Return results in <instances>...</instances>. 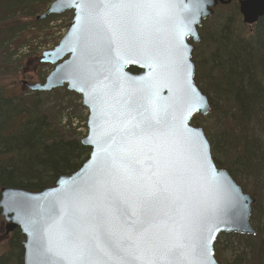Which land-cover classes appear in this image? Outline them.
Listing matches in <instances>:
<instances>
[{
  "label": "snow or ice",
  "instance_id": "1",
  "mask_svg": "<svg viewBox=\"0 0 264 264\" xmlns=\"http://www.w3.org/2000/svg\"><path fill=\"white\" fill-rule=\"evenodd\" d=\"M81 13L109 35L129 37L151 70L166 75L169 65L160 59L156 26L171 25L174 42L191 31V21L178 17L177 0H82ZM158 31V28H157ZM146 37L138 40L140 33ZM178 55L179 50H177ZM112 59L119 64V52ZM179 91L192 94L186 64ZM93 90L119 89V81L101 79ZM158 89L149 84L138 99L129 98L125 118L108 123L95 172L82 184L67 190L53 203L49 220L38 226L37 254L42 264H210L209 241L216 230L211 204L189 208L182 198L185 171L166 146H194L201 170L207 168L205 144L184 123L191 107L177 108L157 101ZM178 120V123H177ZM158 150L160 159L141 161L139 155Z\"/></svg>",
  "mask_w": 264,
  "mask_h": 264
},
{
  "label": "water",
  "instance_id": "2",
  "mask_svg": "<svg viewBox=\"0 0 264 264\" xmlns=\"http://www.w3.org/2000/svg\"><path fill=\"white\" fill-rule=\"evenodd\" d=\"M233 0H177L179 8L177 15L185 21H191V31L181 36L178 42L172 40L171 25L156 26L159 42L160 59L169 65L166 75L159 71L150 77L151 70L146 66V60L139 51L129 46V37L118 33L111 43L109 54V35L97 27L88 17L81 13L79 5L82 0H57L48 12L39 17L45 20L51 16H59L66 12H74V19L66 36L53 50L42 55L40 64L54 66V71L46 79L45 84L29 85L23 83L25 89L31 92L46 93L66 87L70 93L82 97L83 105L89 110V133L82 144L91 149L88 161L80 170L70 176L59 178L55 184L42 192H29L23 189L3 188L0 192V210L5 220V236L19 230L24 248V264H42L44 257L37 254L39 237L38 226L42 227L49 220V212L53 203L59 208V201L63 194L82 184L95 172L102 153L98 144L103 143L108 123L115 124L114 116L126 112V101L138 99L139 91L152 84L158 89L157 101L161 105H172L177 108V117L183 109L191 107L192 111L184 121L187 128L205 144L204 155L207 157V168L201 170L194 153L183 144L167 145L166 149L180 161L185 171V183L182 198L186 206L193 208L211 204L214 209L213 225L216 230L209 241L210 264H221L216 260L215 244L222 234H236L253 237L256 231L251 225L252 206L256 200L249 193H244L229 171L216 165L212 157L211 145L202 128L191 125L194 116H208L212 111L210 99L203 94L195 83L196 67L192 61L194 46L188 43L193 39L200 43L198 28L202 23L214 16L219 5L228 6ZM239 12L243 24L254 26L264 18V0H239ZM158 28V31H157ZM146 37L142 32L137 39ZM179 50V55L177 53ZM119 52L127 59L117 64L112 57ZM178 64H186L189 75L187 83L191 85L192 94L184 97L179 91V84L183 80V72ZM131 68L139 70V74L130 72ZM105 82L119 81L121 88L110 90H93L92 85L98 80ZM178 123V120H177ZM151 156L153 161L160 159L158 150H145L139 159L147 161Z\"/></svg>",
  "mask_w": 264,
  "mask_h": 264
},
{
  "label": "trees",
  "instance_id": "3",
  "mask_svg": "<svg viewBox=\"0 0 264 264\" xmlns=\"http://www.w3.org/2000/svg\"><path fill=\"white\" fill-rule=\"evenodd\" d=\"M27 1L5 2L6 11L21 13ZM234 4L218 29L207 25L210 20L200 28L205 53L198 57L195 81L211 101L208 117L216 119L213 133H208L210 127L205 129L214 161L256 199L251 221L258 222L264 202V18L252 27L256 30L247 40L236 30L242 19ZM41 104L39 94L13 98L0 90V192L3 188L42 192L77 172L89 159L91 149L54 130L41 113ZM200 120L195 117L192 124L200 127ZM3 220L0 210V228ZM239 239L243 252L231 264H264V224L254 237ZM22 240L19 230L10 235L0 264H24ZM223 253L216 249L217 260Z\"/></svg>",
  "mask_w": 264,
  "mask_h": 264
},
{
  "label": "rangeland",
  "instance_id": "4",
  "mask_svg": "<svg viewBox=\"0 0 264 264\" xmlns=\"http://www.w3.org/2000/svg\"><path fill=\"white\" fill-rule=\"evenodd\" d=\"M10 1L14 0H0V90L13 98L19 96L29 98L33 94L24 88L23 83L43 84L51 74L53 66L39 63L42 54L54 50L59 45L70 28L74 13L67 12L58 17L38 21L37 17L45 14L56 0H28L21 9V13L6 11L5 2L7 5ZM232 6H219L207 25L213 29L222 26L225 17L234 9H231ZM236 30L242 37L251 40L256 28L246 27L241 22ZM201 46V44L197 45L194 53V61L198 65H200L198 57L201 53H205V47ZM197 74L201 76L199 70ZM39 98L42 103L41 113L47 116L52 128L57 130L62 137L82 140L87 136L89 111L84 108L80 96L71 94L66 89H59L51 93L39 94ZM199 119L202 120L197 121V125L204 131L206 127H210L208 133H213L216 119L214 117ZM219 160L223 161L221 156ZM261 207L263 213L261 219L257 220L259 224L258 222L251 223L255 231L257 227H262L264 224V202H261ZM3 234V231H0L1 254L7 249V243L1 238ZM239 241V236L222 235L216 249H222L224 253L218 261L222 264L233 263L236 257L243 252L244 244L240 246Z\"/></svg>",
  "mask_w": 264,
  "mask_h": 264
},
{
  "label": "flooded vegetation",
  "instance_id": "5",
  "mask_svg": "<svg viewBox=\"0 0 264 264\" xmlns=\"http://www.w3.org/2000/svg\"><path fill=\"white\" fill-rule=\"evenodd\" d=\"M191 42V41H190ZM192 43V42H191Z\"/></svg>",
  "mask_w": 264,
  "mask_h": 264
}]
</instances>
